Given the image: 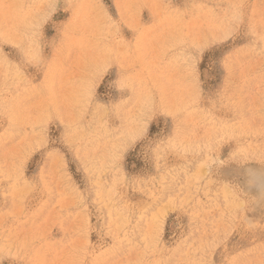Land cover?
Here are the masks:
<instances>
[{
	"label": "rangeland",
	"instance_id": "374dc122",
	"mask_svg": "<svg viewBox=\"0 0 264 264\" xmlns=\"http://www.w3.org/2000/svg\"><path fill=\"white\" fill-rule=\"evenodd\" d=\"M0 264H264V0H0Z\"/></svg>",
	"mask_w": 264,
	"mask_h": 264
}]
</instances>
